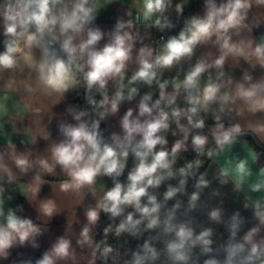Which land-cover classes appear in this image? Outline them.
Segmentation results:
<instances>
[{
  "label": "clouds",
  "instance_id": "1",
  "mask_svg": "<svg viewBox=\"0 0 264 264\" xmlns=\"http://www.w3.org/2000/svg\"><path fill=\"white\" fill-rule=\"evenodd\" d=\"M190 4L0 0V264H264V0Z\"/></svg>",
  "mask_w": 264,
  "mask_h": 264
},
{
  "label": "crops",
  "instance_id": "2",
  "mask_svg": "<svg viewBox=\"0 0 264 264\" xmlns=\"http://www.w3.org/2000/svg\"><path fill=\"white\" fill-rule=\"evenodd\" d=\"M202 0H191V4L190 7L186 8L185 11V15H188L189 13L192 12H196L199 10L200 5H201ZM119 6L118 5H113L110 6L106 12H103L99 18V20L97 21L102 27H110L111 24L114 22V18L115 16L119 13ZM127 107V105H125V108ZM62 110V109H59ZM124 111V108H122L121 112ZM113 124H115V121H113ZM48 189L45 188V192H47ZM18 202H22L24 203L23 199L18 197ZM229 207H231V201L228 202ZM25 207L27 208V205L25 204ZM29 214L34 215V213H32L31 209H28ZM64 223L63 218H57L51 225L52 230L55 234H59V232L61 231V226ZM47 243H48V238H44L43 244L44 247H47Z\"/></svg>",
  "mask_w": 264,
  "mask_h": 264
},
{
  "label": "trees",
  "instance_id": "3",
  "mask_svg": "<svg viewBox=\"0 0 264 264\" xmlns=\"http://www.w3.org/2000/svg\"><path fill=\"white\" fill-rule=\"evenodd\" d=\"M77 102H82V101H77ZM102 127H103V125H102ZM20 203H22V202H20ZM34 255H39V252H36V253H34Z\"/></svg>",
  "mask_w": 264,
  "mask_h": 264
}]
</instances>
